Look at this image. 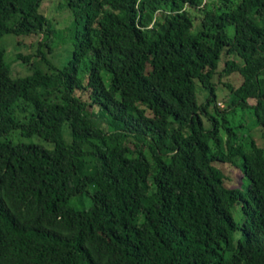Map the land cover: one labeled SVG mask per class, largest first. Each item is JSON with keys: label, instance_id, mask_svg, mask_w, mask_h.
Listing matches in <instances>:
<instances>
[{"label": "trees", "instance_id": "trees-1", "mask_svg": "<svg viewBox=\"0 0 264 264\" xmlns=\"http://www.w3.org/2000/svg\"><path fill=\"white\" fill-rule=\"evenodd\" d=\"M44 1L0 0V264H264V146L233 122L264 134V0H65L63 69ZM35 34L16 77L3 41Z\"/></svg>", "mask_w": 264, "mask_h": 264}, {"label": "rangeland", "instance_id": "rangeland-1", "mask_svg": "<svg viewBox=\"0 0 264 264\" xmlns=\"http://www.w3.org/2000/svg\"><path fill=\"white\" fill-rule=\"evenodd\" d=\"M65 0H45L41 6V12H43L46 16H48L54 23V28L56 32L52 35L51 42L52 44L50 47L45 48L48 52H44L45 55L47 54V58L53 65H55L58 69H63L68 64L69 60L73 56V46L75 41V36L77 29L79 28V24L76 20L71 19L70 14H64L65 10L63 9L62 5H64ZM41 42H45L44 35H31V36H21V37H7L3 41V45L7 48V53L9 60L13 63V73L14 76H28L31 74L30 67L24 66V60H18L17 56L22 54L24 56H35L39 53ZM35 60V58H33ZM43 56H40L38 60H42ZM231 59H235L239 63L242 61L237 57H232ZM227 58L223 54L221 56L220 61V69H223L225 66ZM48 67L45 68V70ZM243 78L240 74H232L230 78L226 79L224 83H230L233 86H238L241 84ZM197 90L199 92V102H201L202 96L200 97V85L197 84ZM228 88L221 84L218 86V99H217V106L220 109H227L231 105L230 98L232 97L229 95ZM203 100V99H202ZM252 102V101H251ZM97 111V108L93 109ZM214 106L212 105L210 108V112L215 113ZM236 122H235V121ZM244 121L246 130L251 131L253 135L255 134L256 142L259 146H264V134L260 132V130L256 127L254 117L248 112H237L235 116H233V122L241 123ZM104 128H107V124L105 122L102 123ZM68 139V138H67ZM25 144H35V145H42L46 148H49L44 142L40 141L39 139H32V140H23ZM218 166L223 168L225 165H221L218 163ZM224 171L229 178L226 181L227 187L229 188H239L243 191H246L249 183L246 180L241 181V171L234 170L226 166ZM92 193V191H91ZM72 205L74 208L84 211L89 210L93 206L92 199L90 197H79L74 199ZM235 219L238 220V214L235 212L234 214ZM239 221V220H238Z\"/></svg>", "mask_w": 264, "mask_h": 264}]
</instances>
